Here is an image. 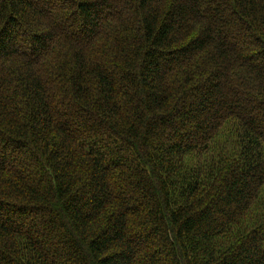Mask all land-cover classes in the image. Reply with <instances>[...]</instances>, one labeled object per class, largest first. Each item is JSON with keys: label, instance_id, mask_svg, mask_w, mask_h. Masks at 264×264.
Returning <instances> with one entry per match:
<instances>
[{"label": "trees", "instance_id": "obj_1", "mask_svg": "<svg viewBox=\"0 0 264 264\" xmlns=\"http://www.w3.org/2000/svg\"><path fill=\"white\" fill-rule=\"evenodd\" d=\"M0 264H264V0H0Z\"/></svg>", "mask_w": 264, "mask_h": 264}]
</instances>
